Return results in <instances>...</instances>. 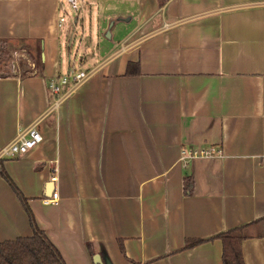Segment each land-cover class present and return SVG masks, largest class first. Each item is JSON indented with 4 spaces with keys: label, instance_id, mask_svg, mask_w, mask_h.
Here are the masks:
<instances>
[{
    "label": "crops",
    "instance_id": "obj_1",
    "mask_svg": "<svg viewBox=\"0 0 264 264\" xmlns=\"http://www.w3.org/2000/svg\"><path fill=\"white\" fill-rule=\"evenodd\" d=\"M93 6L111 31L92 55L104 59H82L89 78L56 111L71 5L0 0V41L32 56L40 43L43 67L0 76V153L43 136L0 162V244L33 236L17 190L66 264H96L89 246L110 264H224L220 236L255 223L264 235V0H79L77 13ZM207 148L224 156L184 168L183 149ZM241 252L264 264V237Z\"/></svg>",
    "mask_w": 264,
    "mask_h": 264
},
{
    "label": "trees",
    "instance_id": "obj_2",
    "mask_svg": "<svg viewBox=\"0 0 264 264\" xmlns=\"http://www.w3.org/2000/svg\"><path fill=\"white\" fill-rule=\"evenodd\" d=\"M8 44L6 41H0V47ZM41 45L37 48V56L30 55L32 61L35 64V67L32 72L38 73V63L41 64L40 57ZM2 48H0V64L3 62ZM26 66V65H23ZM24 68V67H23ZM43 70V69H42ZM41 70V71H42ZM133 70H136V73L140 74L139 64H131L128 67V75H130ZM39 71V72H41ZM22 77L27 74H23ZM34 74V73H32ZM40 74V73H39ZM3 76V75H2ZM9 75H4V77ZM2 172V170H1ZM4 178H8L4 175ZM9 181V180H8ZM10 182V181H9ZM11 183V182H10ZM194 179L193 176H186L184 180L185 193L191 195L194 189ZM12 185V183H11ZM17 196L21 201V205L27 210L30 218V225L33 229V236L31 238H22L15 241L6 242L0 244V264H66L63 257L57 248L51 243L44 231H42L36 224V221L31 213V210L25 199L21 194L16 190ZM258 223L248 225L246 227L237 229L231 233L224 234L220 236L223 240V263L224 264H245L242 257L241 247L244 241L249 239H256L264 237L263 234L252 232L255 231V228L258 226ZM204 243V241H194L187 245L185 249L197 246ZM119 247L122 255L125 256V249L123 242H119ZM89 251L91 257H95L92 246H89ZM100 262L98 264H110L109 258L106 253H100L99 255ZM129 264H137L132 261H129Z\"/></svg>",
    "mask_w": 264,
    "mask_h": 264
},
{
    "label": "rangeland",
    "instance_id": "obj_3",
    "mask_svg": "<svg viewBox=\"0 0 264 264\" xmlns=\"http://www.w3.org/2000/svg\"><path fill=\"white\" fill-rule=\"evenodd\" d=\"M67 15L69 16V32L68 37L64 46V51L62 52V74H67L69 68V55L72 61V66L75 71H82V59H84L87 55L91 56L86 60L88 65L95 66L93 61H99L98 64L102 61V50H101V59L94 58L92 59V55L96 54L98 49V38L99 34H101V47L102 43L108 40L109 30H106L102 27V24L106 20V16L104 15V10L101 8V15L99 10L96 7H92L87 11L81 8L80 12H75L71 8L68 10ZM100 17H101V25H100ZM78 18L79 24L78 26H74V21ZM71 19V21H70ZM75 29V31H74ZM30 47L29 44H6L2 46V56L3 62L0 64V76L9 75L8 73L13 74L14 71H18L19 68L23 73L32 72L35 65L32 61L30 55L27 54V49ZM101 60V61H100ZM42 62V61H41ZM26 65V66H23ZM38 73H41L43 67L38 63ZM60 65V64H59ZM24 67V68H23ZM60 68V66H59ZM14 69V70H13ZM41 71V72H39ZM7 72V73H6ZM6 73V74H5ZM103 253V252H101ZM100 255V254H99ZM99 255L95 256V259L99 257Z\"/></svg>",
    "mask_w": 264,
    "mask_h": 264
},
{
    "label": "built area",
    "instance_id": "obj_4",
    "mask_svg": "<svg viewBox=\"0 0 264 264\" xmlns=\"http://www.w3.org/2000/svg\"><path fill=\"white\" fill-rule=\"evenodd\" d=\"M72 7V10L77 12L79 10V0H68ZM89 78V74L86 70L75 71L73 69L68 70L67 74L63 76H57L50 82L49 91L54 100V109L59 111L62 103L69 100L71 96L77 93L78 89ZM43 142V136L39 128L34 127L25 134H22L18 139L9 145L3 152L0 153V162L4 160L18 159L30 151L37 148ZM224 153L219 148H207L201 151H191L189 149H183L181 153V162L184 168H188L193 161L199 159H213L216 157H223ZM56 174V172L54 173ZM58 178L55 176L52 178L53 183H57ZM58 194L53 195L52 200H44L45 204H50L51 201H56Z\"/></svg>",
    "mask_w": 264,
    "mask_h": 264
},
{
    "label": "water",
    "instance_id": "obj_5",
    "mask_svg": "<svg viewBox=\"0 0 264 264\" xmlns=\"http://www.w3.org/2000/svg\"><path fill=\"white\" fill-rule=\"evenodd\" d=\"M54 192H55V184L52 183V184H50V186L48 188L47 196L52 198L54 195ZM99 262H100V258L98 257L97 259H95V263L98 264Z\"/></svg>",
    "mask_w": 264,
    "mask_h": 264
}]
</instances>
